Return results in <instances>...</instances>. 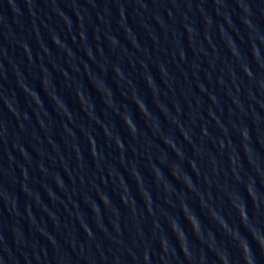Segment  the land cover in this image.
<instances>
[{
  "label": "water",
  "instance_id": "water-1",
  "mask_svg": "<svg viewBox=\"0 0 264 264\" xmlns=\"http://www.w3.org/2000/svg\"><path fill=\"white\" fill-rule=\"evenodd\" d=\"M87 264H264V0H29Z\"/></svg>",
  "mask_w": 264,
  "mask_h": 264
}]
</instances>
